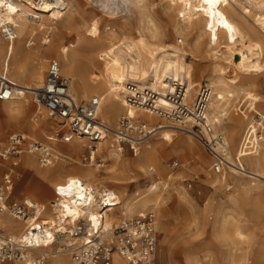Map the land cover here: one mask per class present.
Here are the masks:
<instances>
[{"label": "bare ground", "instance_id": "bare-ground-1", "mask_svg": "<svg viewBox=\"0 0 264 264\" xmlns=\"http://www.w3.org/2000/svg\"><path fill=\"white\" fill-rule=\"evenodd\" d=\"M80 3V0H77ZM101 9L108 11L110 15H114L112 8L120 6V2L127 5L131 12V6L140 12L138 22L139 33L136 37H127L120 43H113L112 39L116 37V33L112 30L110 35L102 37L100 24L98 19L93 18L90 26L85 34V40L77 34L73 35V40L67 45L56 48L49 45L43 49L39 47H31V40L24 42V38L34 37L38 33L48 32L50 25L46 22L50 19L62 20L69 10V22L75 24L77 19L81 17L80 12L72 7L70 0H47L42 3L36 0H15L12 4L2 8L0 6V23L14 20L17 28L16 38L10 44L0 39V76L5 74L8 80L15 83L14 96L11 100L0 105V128L10 127L15 124L26 126L37 134H46L45 129L49 126L46 115L43 114L42 105L35 106L32 122L26 120V113L30 106L29 94H33L35 89L41 87L45 81L44 61L45 55L52 54L55 58L62 62V74L70 77V91L73 96L86 99L99 95L103 97V102L99 110V117L107 123L111 129H115L117 123H112L119 113L128 112L131 114L142 115L149 123L159 125L158 132L151 138L150 147L145 152H140L134 158L137 167L141 168V172L145 169V162H152L165 171L163 159L169 154L168 148L164 143H157L156 140H163L168 143L175 141L178 131L182 130L179 124L158 116L155 113L145 112L141 109L139 112L129 107L123 95L126 80H141L152 77L154 87L160 92L171 89L172 85L168 82V77L172 80H181L186 86V101L192 104L197 98L198 87L202 84L201 80L195 79L194 72L196 67L192 65L186 58L188 52L182 48L173 45L163 46L156 44L163 38V32L156 26V23L145 16L144 1L145 0H94ZM167 7L176 10L177 18L173 20L174 31L188 32L193 39L191 47L192 57L196 60L202 59L212 61L207 65L206 83L210 89V108L218 109L221 99L228 95L234 94L233 87L240 82L238 73L261 74L264 72V0H162ZM29 12L36 14L38 19L28 18ZM132 14V13H131ZM26 17V18H24ZM146 19V20H145ZM28 22L33 25H28ZM129 24L120 25V30L126 29ZM109 29V28H107ZM47 30V31H44ZM207 36L208 45H203L202 40ZM254 37H259L256 39ZM49 40L42 43L49 44ZM109 43L107 46L104 44ZM103 46L102 53L106 55L102 66H98L94 60V51ZM31 47V48H30ZM215 47V48H214ZM220 49L221 54L217 56V50ZM22 57L28 65L21 64L18 59ZM7 64V67H6ZM228 67L232 69L233 76L227 74ZM198 72L201 74V70ZM24 78L23 81L22 79ZM246 86V85H245ZM239 87L240 92L245 93L247 99L254 102L255 110L260 113L258 104L261 97L248 91V86ZM161 104L167 105L168 102L162 98ZM35 115L39 116L35 118ZM123 115V114H122ZM120 115V117L122 116ZM119 117V118H120ZM53 120H55L53 118ZM58 122V121H57ZM59 123V122H58ZM237 125L228 127L235 137L238 133ZM61 129L63 128L60 126ZM245 130V128H244ZM243 130V131H244ZM189 139L187 144L189 147L192 143V134L185 131ZM244 133V132H243ZM158 137V138H157ZM1 139V135H0ZM112 134L110 133L103 142L98 143L96 155L102 156V164L91 162L88 164L71 163L69 167L62 162H56L52 167H43L35 163L34 156L23 153L16 159L15 178L21 176L22 170L35 168L39 178L51 182L55 188L57 185L69 182L71 180L84 181L88 186L97 189H110L117 196L119 207H122V215L127 216L135 212L140 213L150 205L157 202L158 197L154 191L156 188L151 186L148 192L140 199L133 200L131 197L122 198L119 191L115 187L101 185L100 188L94 186V181L98 179V169L106 167L109 178L112 183L117 186H123L127 170L125 168L124 154L115 150L111 146ZM154 140V141H153ZM58 151L71 155L77 154L87 146V140L84 137L75 138L70 144H60ZM261 151L258 154L239 157L228 154V160L232 164H236L239 169L243 168L244 173L239 169H233L234 172L242 174L246 179H254L246 184L238 182L240 188L239 197L242 200L263 199L264 195L260 192L259 183L262 181L256 178L264 177V142L259 145ZM193 148V147H192ZM194 149V148H193ZM107 161H112L106 164ZM184 165V163H182ZM74 171V172H70ZM70 172V173H68ZM23 176V175H22ZM171 178V175L168 177ZM34 179L27 181L26 178L20 177V186L28 191L38 195L43 201L41 203L51 209V201L45 200L51 194V188L44 181ZM221 181V179H220ZM75 192H78L77 190ZM27 198H30L27 195ZM233 203L235 198L231 197ZM236 204V203H235ZM70 207L69 203H66ZM62 211V210H61ZM63 212V211H62ZM55 211L47 210L44 212L46 223H54ZM185 208L181 211L180 218L183 220L186 214ZM96 211H90L89 217L95 216ZM221 212L217 211V220L214 224V230H218L217 234L224 238L226 248L220 251L219 259L222 264H264V234L256 240V244L251 245L250 236L244 232L245 224L239 219L232 216L223 215V220L219 219ZM2 225L12 235H18L23 229L24 224L16 221L8 213L4 212L0 215ZM186 220V219H185ZM184 221V220H183ZM106 225H111L112 220L106 219ZM199 221L194 217L186 223L188 228H192L196 233L199 231ZM69 243V241H65ZM166 250V245L161 246L159 252L162 256ZM68 254L64 252H54L51 258V264H70ZM116 264L121 261L114 257ZM187 264H217L216 257L209 250L199 252H189L187 254Z\"/></svg>", "mask_w": 264, "mask_h": 264}, {"label": "built area", "instance_id": "built-area-1", "mask_svg": "<svg viewBox=\"0 0 264 264\" xmlns=\"http://www.w3.org/2000/svg\"><path fill=\"white\" fill-rule=\"evenodd\" d=\"M13 1L0 0V6L5 8ZM43 1L47 0H36L39 3ZM111 12L120 16L130 11L121 1L120 6L112 8ZM27 17L38 19L32 12ZM17 28L14 20L0 23V35L10 44V48ZM29 43L34 45L32 40ZM179 43H183V40L179 39ZM220 54L218 49L217 56ZM104 56H99V60L105 61ZM231 70L228 67L227 74L230 75ZM151 78L125 81L123 95L129 107L137 112L143 109L155 113L173 124H179L182 130L190 131L210 154L214 174L224 177L233 169H239L228 160L229 147L225 132L220 128L232 113L242 116L246 122L236 159L261 151L259 145L264 142V112H257L256 104L248 100L245 93L239 91L238 95H228L221 99L218 109H212L207 83L198 87L197 98L189 104L186 101V86L181 80L174 81L168 77L172 88L160 92ZM44 79L43 85L33 93L34 101L42 105L63 128L55 130L46 140H40L25 130H15L7 143L0 145V215L8 212L13 219L24 224L18 235H12L0 219V264H51L55 251L67 253L70 264H116L115 256L121 264H156L159 246L156 212L149 210L126 216L107 226L105 221L108 215L120 206L117 196L108 188L97 189L77 180L57 185L50 203L51 210L55 211L54 223L44 220L47 207L42 203L27 197L17 200L10 198L16 159L23 153L35 156L43 167H52L56 162L70 159L67 154L58 151L60 144H70L75 138L84 137L87 152L82 160L88 164L98 160L97 145L110 133L112 148L120 153L128 150L137 156L142 149L150 147L151 138L158 132L160 124L153 125L142 115L129 111L123 113L115 129H111L98 114L103 97L94 95L79 101L73 96L70 91L71 79L62 74V62L57 58L50 60ZM14 88L15 83L8 80L5 74L0 76V101L11 100ZM162 98L168 102L167 105L161 104ZM179 165L177 160L168 164L173 171ZM239 170L245 172L243 168ZM148 174L155 181L152 186L160 188L157 187L161 183L157 169L149 166ZM256 179L264 183V177L258 176ZM91 210L96 211L93 217L88 216Z\"/></svg>", "mask_w": 264, "mask_h": 264}, {"label": "rangeland", "instance_id": "rangeland-1", "mask_svg": "<svg viewBox=\"0 0 264 264\" xmlns=\"http://www.w3.org/2000/svg\"><path fill=\"white\" fill-rule=\"evenodd\" d=\"M70 2L72 7L77 9L81 14V17L77 19L75 24L69 22L72 13L68 10L67 15L62 20L50 19L46 22L47 25H50L48 32L42 34L38 33L34 37L26 36L24 42L32 40L34 45H31V47H39L43 49L50 44L54 45L56 48L67 45L73 40L74 34L76 36L79 34L82 37V40H85V34L93 18L98 19L100 30L102 31V37L106 36V34L110 35L109 32L112 30L116 33V37L112 39L113 43H120L121 40H126L127 37L134 38L139 33L140 23L138 22V18L140 12L136 11L133 6H131V12H129V14L127 13L118 16L110 15L108 11L97 6L94 0H80V3L77 0H70ZM144 13L145 16L152 19L156 23V26H158L163 32L162 40L157 41L156 44H161L163 46L173 45L188 52L189 54L186 57L187 60L197 69V71L194 72L195 79L201 80L202 84L206 83L205 73H207V69L205 68L207 65H210L212 61H206L202 59V57H200V60H196L192 57L191 47L193 46V39H191L190 34L188 32L178 33L174 31L173 20L177 18L176 10L168 8L167 4L162 0H145ZM122 24H129V26H127L126 29L120 30V25ZM28 25H33V23L28 22ZM259 35L264 39L260 33ZM254 38L259 39V37ZM0 39L5 45H7L1 35ZM49 39V44L42 43L44 40ZM179 39H182L183 43H179ZM202 43L207 47V36L203 38ZM108 44L109 43H106L103 46H107ZM103 46L97 48L93 53L94 60H96L98 66H102L104 62L99 60V55L102 53L100 50H102ZM53 58L55 57L52 54L45 55V58L43 59L45 71H47L49 62ZM18 61L21 64L28 65V61L26 62L22 57H20ZM199 69L202 71L201 74L198 72ZM232 73L233 71L231 70L230 75L233 76ZM238 74L240 82L233 87L234 89H237L234 93L238 95L240 94L238 91L239 87L245 85L248 86V91L261 97L258 109L264 112V72L261 74ZM22 80L26 81L24 78ZM28 98L30 99V106L26 113V120L32 122L36 103L33 94H29ZM89 98H91V96L86 99ZM86 99L81 97L78 98L79 101H85ZM5 102L6 101H0V105ZM41 110L43 111V114L46 115L47 122L49 123V126L45 129L46 134H37L26 126H21V128H19L21 124H15L10 127H1L0 145H5L8 137L12 132H15V130L28 131L40 140H46L55 130H60V124L48 115L46 109L42 107ZM122 114L123 113L120 112L119 115L113 119L112 123L109 122L108 124L114 126ZM245 123L246 122L242 116L232 113L226 122L221 125L220 128L225 132L229 147L228 154H233L235 156L243 136ZM231 125H237L236 127L238 128V133L235 137H232V133L229 131L230 129H228ZM188 139L189 136L185 131H178V135L172 143H168L161 139L155 141L159 144L164 143L166 148H168L167 150L169 154L162 160L163 166L166 168L165 171L160 170L155 163L145 162L143 164L145 169L141 172V168L136 165V161L140 156L134 158L131 151H124L123 160L125 161L127 174L125 179H123L122 183L124 184L122 188L110 181L109 173L106 170L107 166L99 168H96L95 165L89 166L100 171L98 173V179L94 181L93 185L98 188H100L102 184L108 187H115L124 199L125 197H131L133 200L140 199L148 192L147 188H150L155 184L153 178L149 177L148 174V167H155L161 181L157 186H160V188L154 190L157 194L158 200L140 213L154 210L157 214L159 221V246L156 253V264H187V254L189 252H199L204 250L212 251L214 257H216V263L222 264V260L218 257L220 251H223L226 248V243L224 238L217 234L218 230H214V224L217 220V211L222 213L219 217L221 220H223V215L226 214L227 216H232L235 219L243 221L245 224L243 230L250 236V244L254 245L256 244V240L264 234V198H252L249 199V201L242 200V198L239 197L241 190L238 186V182L248 184L250 183L249 181L254 179H246L242 174L234 171L227 173L224 177L214 174L211 169L212 158L210 154L194 138H192V143H190V146L194 149L189 147L187 144ZM151 143L153 142L151 141ZM147 149L148 148L142 149V152H145ZM86 152L87 151L84 148L77 154L75 153L71 155L72 158L59 162L66 164L67 167H69L71 163L78 164L81 162L87 164L82 160V157ZM97 157L98 160L96 163H103L102 156L97 155ZM34 159L35 163L38 165L39 163L35 156ZM173 160H177L180 163L179 168L176 171L171 170L168 166L169 162ZM111 162L112 161H107L106 164ZM182 163H184V165H182ZM21 173V176L14 177L13 192L10 198L17 200L23 199L29 195L32 200L41 203L43 200L38 195L20 186V177L26 178L27 181L40 179L37 171L35 168H30L22 170ZM170 175L171 178H168ZM40 180L44 181L51 188V194L45 200L52 201L55 196L53 185L51 182L42 178ZM259 185L258 190L264 195V183H259ZM231 197L235 198L236 202L233 203L230 201ZM47 208L48 210H51L49 207ZM183 208H185L187 212L185 218L183 217L184 221L180 218ZM122 210L123 208L119 207L112 211L108 215V218L112 221H116L119 218L126 217L122 215ZM137 214L139 213L135 212L127 216L131 217ZM191 217H194L199 221L198 233L192 228L186 226V223ZM262 240L264 241V238H262ZM163 244L166 245V250L163 252L162 256H160L159 250ZM68 260L70 261L69 257Z\"/></svg>", "mask_w": 264, "mask_h": 264}]
</instances>
